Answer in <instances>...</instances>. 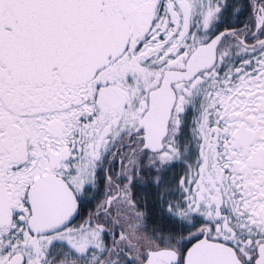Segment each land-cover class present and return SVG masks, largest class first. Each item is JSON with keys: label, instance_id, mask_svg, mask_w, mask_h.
Masks as SVG:
<instances>
[{"label": "snow or ice", "instance_id": "snow-or-ice-1", "mask_svg": "<svg viewBox=\"0 0 264 264\" xmlns=\"http://www.w3.org/2000/svg\"><path fill=\"white\" fill-rule=\"evenodd\" d=\"M0 264H264V0H0Z\"/></svg>", "mask_w": 264, "mask_h": 264}]
</instances>
